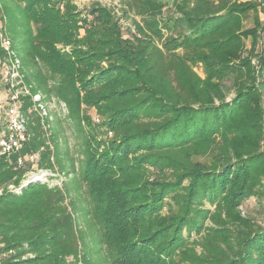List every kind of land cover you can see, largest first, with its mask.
<instances>
[{"label": "trees", "instance_id": "obj_1", "mask_svg": "<svg viewBox=\"0 0 264 264\" xmlns=\"http://www.w3.org/2000/svg\"><path fill=\"white\" fill-rule=\"evenodd\" d=\"M125 2L137 34L100 3L85 16L74 0H0L25 79L65 103L80 136L77 184L22 185L34 163H76L60 118L22 98L28 137L0 154V264H264V223L240 211L264 195V94L245 56L261 3L174 0L168 16L160 0Z\"/></svg>", "mask_w": 264, "mask_h": 264}, {"label": "rangeland", "instance_id": "obj_2", "mask_svg": "<svg viewBox=\"0 0 264 264\" xmlns=\"http://www.w3.org/2000/svg\"><path fill=\"white\" fill-rule=\"evenodd\" d=\"M165 3L164 7V14L168 16H174L175 14H178L175 5H174V0H160ZM261 3L260 7V19L264 21V0H259ZM74 3L78 5V7L84 12L83 15H87L86 10L91 6L94 5L95 3H100L103 6L111 8L113 11V14L115 15L116 19L118 20L119 24L122 26V29L125 33V36H128L129 34H137V27L136 23L141 21V17L134 14V12L128 10V5L126 4L125 0H74ZM163 14L164 17H166ZM0 26H1V21H0ZM246 26L251 27L254 26V22L251 18L246 21ZM84 29H81V33H83ZM8 35V34H7ZM9 36V35H8ZM10 37V36H9ZM253 39L252 37H248L246 39V52L245 56L250 58L251 65L253 66L256 74V84L258 85L257 87L259 89H262L263 94H264V31H261L260 39L258 40V44L256 48L253 46ZM62 47V45H60ZM63 49L65 50H70V46L64 47ZM254 50V51H251ZM22 61V60H21ZM196 70L200 73L203 74L202 67H196ZM22 71L24 74L23 78V83L18 85V88L14 89H9L8 86L2 81V77L0 74V104H9L10 101H16V103L19 105L20 109L22 112L27 116L28 119V113L26 114L23 111V97L31 96L33 100V107L32 109L38 110L40 113L41 117L45 119L47 115H45L46 110L48 112V116L50 118H53L52 115H50V111L52 110L54 120L56 117L60 118L62 127L60 130V136L62 137V141L64 144L65 140L68 142L66 145L63 146L65 149L66 146L70 148L71 154L74 156L76 159V163L74 164L71 161L66 160V166L67 168H70V165L72 166L70 174L69 170H65L66 167L63 169L58 165L54 167V170L51 169H46V168H40L37 166L36 163H34L29 170L26 172L25 177L22 180V185L27 184L30 181H35L37 180L36 178L39 177V180L49 182L51 185H61L63 180H65L66 183H73L75 182L77 184V176L73 173L74 168L79 172V167L80 164L78 163V160L80 158V155L78 154V144H79V133L77 132L74 123L70 120L68 114L69 110L68 107L65 105V103L60 102L54 95L51 97L47 98V100H44V95L36 90H32L33 86L35 84L33 82H28L25 79V73H28L25 68L23 69V62H22ZM25 72V73H24ZM21 81V78H20ZM19 81V82H20ZM22 82V81H21ZM20 82V83H21ZM40 93L42 95V100L45 102L44 108H42L41 103L36 101L38 97H36V94ZM233 96V93L231 92L229 94V97ZM40 104V105H39ZM87 110V109H86ZM89 113H93L95 115V112L93 110H87ZM89 113V114H90ZM98 116L95 115V121H99ZM4 122L0 121V135L4 133L5 126H3ZM28 123V120H27ZM55 124V123H54ZM3 128V129H2ZM28 129V127H27ZM43 129L47 131L48 133V138L50 139L51 137V132L49 131V127H47L46 120H44V125ZM52 141V139H50ZM260 149L264 151V139L260 143ZM21 187H15L14 185L10 186V189L18 191ZM73 194L70 196L73 198L74 202H76V207L78 214L80 215L78 217L79 219V225L83 226L85 225L84 221V216H81V208L85 207V202L82 200V195L83 193L78 191L72 192ZM82 196V197H81ZM264 206V195L263 197H255L252 196L248 199L245 200V203L241 206L240 211L242 212L241 214H250L253 216V218L256 220L257 223H264V211L259 212V208ZM211 209H213L212 206H209ZM94 247V245H93ZM200 250V249H199ZM91 256L97 261L100 259L101 255L94 256L91 254Z\"/></svg>", "mask_w": 264, "mask_h": 264}, {"label": "built area", "instance_id": "obj_3", "mask_svg": "<svg viewBox=\"0 0 264 264\" xmlns=\"http://www.w3.org/2000/svg\"><path fill=\"white\" fill-rule=\"evenodd\" d=\"M0 46L7 52V55L0 57L2 81L9 89L18 88V85L23 83L24 78L21 58L13 48L11 38L3 32H0ZM36 97H38L36 101L41 103L42 108H44L45 102L42 100V95L37 93ZM45 108H47L46 104ZM45 115H49L47 110ZM27 120V116L22 112L16 101H10L9 104H0V121H3L4 124H2L5 126L4 133L0 135V154H10L20 150L24 140L28 137ZM37 158H39L38 153L30 155L32 161ZM18 163L19 165L23 164L22 158H19ZM36 179L39 180L40 178L37 177Z\"/></svg>", "mask_w": 264, "mask_h": 264}]
</instances>
